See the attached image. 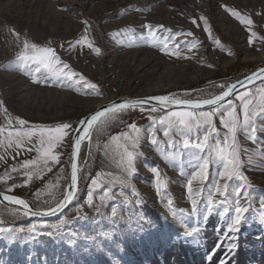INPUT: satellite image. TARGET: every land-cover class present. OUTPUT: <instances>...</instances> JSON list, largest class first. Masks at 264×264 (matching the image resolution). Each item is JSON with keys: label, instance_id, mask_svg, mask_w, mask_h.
Segmentation results:
<instances>
[{"label": "rangeland", "instance_id": "374dc122", "mask_svg": "<svg viewBox=\"0 0 264 264\" xmlns=\"http://www.w3.org/2000/svg\"><path fill=\"white\" fill-rule=\"evenodd\" d=\"M224 6L253 20L251 29L257 37L251 45L247 26L231 16ZM200 17L207 19L212 38L204 31ZM193 19L196 24L192 23ZM145 24L154 28L163 25L174 33L191 32V37L177 36L176 42L195 39L199 43L191 52L181 43L179 57L162 53L157 45L162 44L163 36L168 34L162 36V30H159L156 37H147ZM13 32L19 33V37ZM85 34L93 47L100 49L99 54L87 47H69ZM213 39H218L220 45L213 43ZM25 40L54 48L63 62L95 83L103 95H89L91 90L79 85L69 87L67 81L48 75L42 66H18L16 57ZM170 47L174 50V44ZM263 66L264 0H0V101H3L0 126H7L9 118L13 126H17L18 117L27 120L29 126L68 122L78 128V122L92 111L89 105L83 104L85 100L94 104L120 96H135L157 80H163L167 85L160 95L175 94L191 99L201 95V90L219 94L223 91L219 85L230 84ZM34 79L39 82L34 83ZM261 85L264 81L229 100L238 113L241 103L238 95L245 91L255 92ZM151 109L137 108L118 113L107 126L93 132L94 139L86 143L88 158H83L80 166L88 182L84 188L79 187V203L59 219L42 221L25 217L15 225L7 224L4 209L10 214L20 213L0 207V220L3 221L0 227L12 229L11 233L0 232V264H78L82 257L92 256L99 262H106L108 258L104 254L95 253L100 245L109 247L106 237L99 234L103 227L119 226L135 253L142 255V264L147 261L146 253L157 251L159 246L165 248L181 241L193 248L202 247L200 231L213 222H217L216 231L221 236L218 245L225 244L217 264H226L233 259L234 239L242 231L264 235V207L261 206V197H264V113L255 116L253 124L237 134L243 162L240 172L247 178L243 183L248 187L250 211L245 214L246 220L239 230L229 232L225 217L221 215L222 207L207 218L203 212L208 194L222 170V162L213 157L208 180L203 184L193 182L194 194L189 195L187 181L200 162L197 156L203 153L192 147L185 149L183 140L186 137L179 129L170 130L165 136L164 126L154 123L153 118L158 120L170 111L156 108L152 112ZM133 122L141 129L140 143L135 149V173L126 184H121L118 181L126 174L119 163L118 151L110 144V137L128 132V125ZM214 122L223 139L226 129L220 124L219 114L214 117ZM252 127L256 129L255 142L246 138L252 134ZM203 134V129H194L187 138L195 144L198 140L202 142ZM153 139L155 144L151 143ZM105 145L109 147L105 149ZM29 147L32 145L27 144L19 150L14 145L7 149L0 147V156H3L0 176L5 177L0 180V191L8 192L7 189L15 185L14 191L8 193L23 198L33 208L38 203L46 207L45 201L54 206L56 200L63 197L68 182L72 148L70 144L58 147L55 152L59 153L60 163L50 162L51 171L41 165L43 171L28 180L20 164L37 156L35 151H27ZM14 166L19 171L11 172ZM153 168L158 169V178H154ZM94 178L101 180L104 187L97 185L94 188L91 184ZM241 183L239 179L232 180L228 192L232 193ZM105 189L109 190L108 196L103 195ZM198 189L202 190L201 194L195 195ZM90 195L93 197L91 204ZM192 199L197 200L199 211H192ZM216 199L221 198L217 195ZM156 205L160 210H156ZM231 205L229 196L228 206ZM165 211L169 216L165 217ZM61 220L66 223L61 224ZM33 224L37 226L34 235L29 233ZM167 228L172 235L169 244L164 234ZM190 232L191 236L188 235ZM180 235H184L182 240H179ZM11 241L14 247L10 253L6 242ZM89 242L95 245L92 251L86 246ZM214 253H202L206 264L215 262ZM107 262L105 264H109Z\"/></svg>", "mask_w": 264, "mask_h": 264}, {"label": "snow or ice", "instance_id": "6c2138e0", "mask_svg": "<svg viewBox=\"0 0 264 264\" xmlns=\"http://www.w3.org/2000/svg\"><path fill=\"white\" fill-rule=\"evenodd\" d=\"M225 9L230 13L231 16L236 18L240 23L247 26L250 33L249 44L253 43V38L257 37V33L252 31L251 26L253 25V20L249 17L242 16L235 9L227 8ZM139 10V9H137ZM204 23V31L209 34L212 38L211 27L208 21L204 17H200ZM87 25V21L84 22ZM193 24H196V20H192ZM143 27L147 30V37H156L157 31L162 30L163 33L168 35L163 36L162 44L157 45L160 51L165 54L174 55L179 57L180 44L183 43L189 52L196 48L198 41L195 39L185 40L182 42H176L177 36H188L191 37L193 34L191 32H172L171 29L164 28L163 25H158L155 28L152 25L145 24ZM88 28H85V33H87ZM14 35L19 37V33L13 32ZM119 35V33H117ZM141 37L145 38V34L141 33ZM213 43L220 45L218 39H213ZM170 44H174V50L170 47ZM80 46L81 48L87 47L92 49L95 54L100 53L99 48L93 47L92 42L89 40L87 34L83 35L80 39L76 40L74 43H70V48H76ZM63 47V45L61 46ZM187 58V57H185ZM16 61L18 66L36 64L42 66L43 69L47 70V74L55 77L58 80L67 81V86L71 87L73 85H79L83 88L90 89L91 91L87 94L89 95H103L99 91L98 86L95 83L89 82L82 74L71 69L70 65L63 62L61 58L57 55L54 48L50 46H40L36 43H29L27 40L23 42L22 50L18 52ZM212 67V65H208ZM264 80V68H261L259 72H254L247 76L245 79L252 83L256 79ZM34 83L39 82L34 79ZM237 83L243 84V81H237L230 84H221L219 87L223 89L220 94H213L211 92H205L201 90V95L196 98H179L175 94L170 95H158L154 97H148L144 99H126L121 102H111L102 109L95 111L89 116L84 117L78 123L79 128H74L71 123L61 122L52 126L49 125H31L24 119L16 118V125L13 126L12 119H7V126H0V147L12 148L15 146L16 150L25 148L27 144H31L32 147L27 148V151H35L37 156L33 159L24 160L20 164V169H23V175L28 177V180L33 178V175H39L43 168L47 171H51L48 167L49 163L59 164V153L55 150L65 144H70L72 148L71 152V164H70V180L66 185L63 193V198L56 200L54 206L49 202L45 201L46 207L33 208L30 204L16 195H8L4 192H0V198L2 201L8 202L10 205L16 206V212H22L25 216L32 217H43L48 215H55L62 211L68 203H70L76 196L78 192V184L80 179V168L78 167L79 153L82 144L87 140H91L92 132L98 131L100 128L107 126L112 120L116 118V115L127 110H135L140 108L143 111V105L151 100H155L159 105L167 108L169 106H180L186 109L192 110H178L170 111L166 115L161 116L158 120L153 118L154 123H158L164 126V135L168 136L169 131L173 129H179L181 134L186 138L183 140V147L188 149L190 147L199 149L203 155L197 156L200 161L196 167V171L191 175V178L187 181V192L189 195L194 194L193 182H198L203 184L208 180V169L211 163V159L215 157L222 162V170L218 172L217 179L213 185L212 191L209 192L207 197V202L203 209L205 218L212 214L218 207H222L221 215L225 217L226 226L229 232H235L239 230V226L243 221L246 220V213L250 211V205L248 203V187L243 183L247 178L244 177L240 169L243 166V162L240 159V150L238 147L237 134L241 130L248 129L250 125L253 124V118L260 113H264V85L257 88L255 92L245 91L238 95L237 99L241 102L240 112L238 113L237 107L233 105L231 101L224 104L225 99L230 97L236 90ZM78 90V89H77ZM187 95V93L185 94ZM3 106V101H0V107ZM205 106H211L210 111H193L196 109H202ZM156 107H152L151 111L155 112ZM3 111L7 113V109L4 108ZM219 114L220 124L226 132L223 134V139H221V133L217 129L214 122V117ZM242 117V118H241ZM129 131L122 132L117 135L110 137V144L114 146V149L119 153V163L123 165V171L126 174L121 177L118 181L121 184H126L128 178H130L135 173L134 162L136 159L135 149L140 143V133L141 129L136 126L133 122L128 125ZM204 130L202 136V142L197 141L192 144L190 139L187 138L193 132V130ZM252 134L246 138L255 142L257 140L256 129L251 128ZM211 142V143H210ZM151 143L155 144L156 140L153 139ZM109 145H105L107 149ZM19 155V152H17ZM3 159V156H0ZM43 165V168H41ZM19 169L17 167H12L11 172H17ZM152 172L156 174L154 178H158L159 172L157 168H153ZM8 179L11 176L7 173L5 174ZM111 175V174H109ZM4 176H0V180H4ZM234 179H239L242 183L233 189L232 193L228 192L230 182ZM27 183V181H25ZM92 186L95 188L99 185L101 188L104 184L101 180L92 179ZM15 185L8 188V192L14 191ZM159 192V189H157ZM200 189L195 191V195L201 194ZM104 196L109 195V190L105 189L103 192ZM217 195L221 198L216 199ZM229 196L232 198V205L228 206ZM93 197L89 196V204L92 203ZM244 200V203H241ZM0 201V202H2ZM171 204V201H168ZM192 211H199L198 202L196 199L191 200ZM261 206L264 207V197H261ZM264 219V217H262ZM3 221L0 220V224ZM66 223L65 220H61V224ZM12 232V229H5L0 227V232L4 231ZM37 231V226L35 224L31 225L29 228L30 234H35ZM196 231V230H194ZM189 236L192 233H188Z\"/></svg>", "mask_w": 264, "mask_h": 264}, {"label": "trees", "instance_id": "16d2710c", "mask_svg": "<svg viewBox=\"0 0 264 264\" xmlns=\"http://www.w3.org/2000/svg\"><path fill=\"white\" fill-rule=\"evenodd\" d=\"M95 134V132H94ZM94 134L92 140L94 139ZM85 144L80 158V166L83 161V158H88L89 148ZM83 168L80 169L79 175V187L84 188L88 182V178L83 176ZM0 207H3L0 205ZM35 208L45 207V205L38 203L34 205ZM150 211V210H148ZM4 221L7 224H17L23 219H26L23 215L18 213L10 214L4 209ZM218 229L217 222L201 229L200 234L203 239V246L193 248L190 245H187L185 242L173 243L171 246L162 248L159 246L157 251L153 253H146V263L145 264H206L204 259L203 252L211 254L215 251L213 259L215 262L210 264H217L218 259L224 253V246L220 241V233L216 230ZM184 235H180V239ZM235 240L236 248L234 251L233 259L228 260L226 264H264V235H257L256 232H246L242 231L238 234V237ZM233 240V242H234ZM205 246V249L203 248ZM202 251V252H201Z\"/></svg>", "mask_w": 264, "mask_h": 264}, {"label": "built area", "instance_id": "2783aa9c", "mask_svg": "<svg viewBox=\"0 0 264 264\" xmlns=\"http://www.w3.org/2000/svg\"><path fill=\"white\" fill-rule=\"evenodd\" d=\"M81 197H77V200H80ZM159 206V205H158ZM176 228H180L178 225H176ZM168 228L165 230L164 234L166 237V241L169 244V240L171 239L172 235L171 233L168 232ZM99 229V234L101 237H106L108 246L107 248H104L103 245H100V249L96 250L95 253L99 254H104L106 258L107 263L109 264H142V255L135 253V251L132 248V244L129 241L128 238H126L125 234L121 230L119 226L113 227V228H108V227H103V231ZM13 241L7 242V250L12 251L13 246ZM114 247H111V246ZM86 246H88L89 250L92 251V248L94 249V243L89 242ZM89 252V251H88ZM138 252V251H137ZM123 256V259L121 258ZM125 261V262H124ZM106 262H103L96 258V257H86V258H81V260H78V264H105ZM115 262V263H114ZM69 264V263H67ZM74 264H77L75 262Z\"/></svg>", "mask_w": 264, "mask_h": 264}, {"label": "water", "instance_id": "95a60500", "mask_svg": "<svg viewBox=\"0 0 264 264\" xmlns=\"http://www.w3.org/2000/svg\"><path fill=\"white\" fill-rule=\"evenodd\" d=\"M261 68H264V66L261 67ZM261 68L255 70V71H253V72H251V73H249L248 75H246V76L240 78L239 80H236V81L232 82V83H235V82H237V81H243L244 83H243V84L237 83V85H236V90L233 92V94H232L230 97H227V98L225 99V102H227V101L231 100L232 98H234L239 92H241V91H243V90H245V89H247V88H250V87H252V86H254V85H256V84H258V83L264 81V80H261V79L258 78V79H256L254 82L249 83V82L245 79L247 76L251 75V74L254 73V72H257V73H258L259 70H260ZM219 94H220V93H219ZM158 95H160V94H153V95H147V96H120V97L113 98V99H106V100L102 101L101 103H99L96 107H94V108L92 109V111H91L87 116H89L90 114L94 113V112L97 111V110L102 109L103 106H106V105H108V104L111 103V102H121V101L126 100V99H138V98H139V99H144V98L154 97V96H158ZM225 102H224V103H225ZM142 107H143V108H152V107H156L157 109L162 110V111H173V110H182V109H186V108H182V107H180V106H169V107L165 108V107L159 105V103H158L157 101H155V100H151V101H149L148 103H146V104L143 105ZM207 109H211V106H205V107L202 108V109H196V110H207ZM190 110H192V109H190ZM79 127H80V126H79ZM79 127H78V128H79ZM93 132H94V131H93ZM93 132H92V135H93ZM91 138H92V136H91ZM87 142H89V141L86 140V141L82 144V146H81V150H80V153H79V160H78V167H79V168H80V158H81L82 149H83L84 145H85ZM70 164H71V160H70ZM70 164H69V174H68V182H67V184L69 183V180H70V171H71V169H70ZM78 189H79V184H78ZM78 191H79V190H78ZM0 192H4V191H0ZM4 193H5V194H8V195H14V194H11V193H8V192H4ZM77 196H78V192L76 193L75 198H74L70 203H68V204L66 205V207H65L62 211L58 212V213L55 214V215H48V216H43V217H32V216H25V215H23L22 212H19V213H20L21 215H23L24 217L28 218V219H40V220H42V221H54V220L60 218L63 214H65V213L69 210V208H70L73 204H75V201L77 200ZM62 198H63V197H62ZM62 198H61V199H62ZM0 201H2V198H0ZM0 205L5 206V207H7V208H11V209H13V210H15V208H16V206H14V205H10V204H8V202H6V201H2V202H0ZM156 206H157V207H156V210H159L160 206H158V205H156ZM161 208H162V207H161ZM162 210H163V209H162ZM164 214H165V217L169 216L168 213H167L166 211L164 212ZM165 219H166V218H165Z\"/></svg>", "mask_w": 264, "mask_h": 264}, {"label": "bare ground", "instance_id": "6f19581e", "mask_svg": "<svg viewBox=\"0 0 264 264\" xmlns=\"http://www.w3.org/2000/svg\"><path fill=\"white\" fill-rule=\"evenodd\" d=\"M169 88H170V86H169ZM166 89H167V85L164 84L163 80H157L155 83H153L151 85H148L143 91L138 92L135 96H147V95H153V94H160L161 92H163ZM92 103L93 102L91 100H85V101H83V104L84 105H89V107L92 108V109L99 104V103H94V104H92ZM78 201L79 200H76L75 201V204H73L69 209L75 208L74 206H76L77 203H79Z\"/></svg>", "mask_w": 264, "mask_h": 264}]
</instances>
